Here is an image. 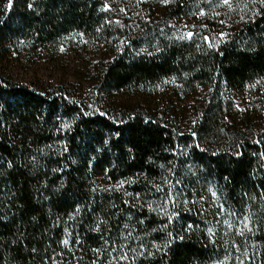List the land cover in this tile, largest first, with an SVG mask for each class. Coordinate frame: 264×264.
<instances>
[{"label":"trees","instance_id":"obj_1","mask_svg":"<svg viewBox=\"0 0 264 264\" xmlns=\"http://www.w3.org/2000/svg\"><path fill=\"white\" fill-rule=\"evenodd\" d=\"M195 2L175 10L182 14ZM251 2L255 14L233 21L216 48L205 43L208 32L202 31L194 38L164 42L148 56H129L125 49L103 67L104 85L118 91L173 76L188 87L217 89L224 83L243 89L264 77V0ZM102 6L103 0H7L0 48L21 39L50 49L72 33L105 38ZM216 120L202 113L197 139L189 137L191 168L198 175L194 181L197 187L214 186L231 212L252 218L254 264H264V143L242 140L216 151L208 146L200 150L198 137L211 136ZM185 138L159 119L139 113L117 120L84 114L62 94L43 95L0 78V264H96L99 249L116 242L121 246L124 239L133 240V249L141 248L137 251L144 264H201L219 257L223 248L210 243L204 231L190 230L187 215L176 220L180 231L172 217L174 224L162 235L156 232L161 221L130 202L133 197L93 189V178L101 175L136 180L130 190L142 193L175 165ZM169 202L173 205L171 194ZM154 238L165 241L160 249L152 248ZM236 238L232 234L234 242Z\"/></svg>","mask_w":264,"mask_h":264},{"label":"rangeland","instance_id":"obj_2","mask_svg":"<svg viewBox=\"0 0 264 264\" xmlns=\"http://www.w3.org/2000/svg\"><path fill=\"white\" fill-rule=\"evenodd\" d=\"M189 1L103 0L105 38L72 33L50 49L12 39L0 48V78L28 86L43 95L62 94L79 104L84 114H105L117 120L126 114L139 113L172 125L187 138L175 153V165L151 181V187L142 193H133L130 189L136 180L113 181L98 175L93 178V189L133 197L130 202L143 205L161 221L156 232L161 231L162 235L175 222L180 231L177 221L181 215H187L192 220L188 224L190 230L198 234L204 231L210 243L223 248L219 257L201 264H254L256 243L252 218L231 212L223 205L214 186H196L194 179L198 181V175L191 168L189 137L197 139L195 129L205 113L216 117L217 122L206 140L200 141L198 137L196 146L200 150L208 146L216 151L242 140L264 143V77L241 90L224 83L217 89L210 85L188 87L173 76L155 85L118 91L108 90L102 81L103 67L125 49L129 56H148L159 51L164 42L194 38L202 31L208 32L205 43L216 48L231 32L233 21L240 23L256 12L251 0H196L194 7H189L192 10L186 8L182 14L175 10ZM6 5L7 0H0V22ZM67 125L63 124V128ZM185 165L189 168L187 171ZM170 194L173 205L169 202ZM172 217L176 218L174 223ZM232 234L237 237L235 242ZM165 237L162 239L166 241ZM70 240L67 236L68 247ZM132 242L124 239L121 246L116 242L102 251L99 249L94 261L98 260L96 264H144L143 255L137 251L141 248L133 249ZM151 242L155 249L164 245L156 238Z\"/></svg>","mask_w":264,"mask_h":264}]
</instances>
